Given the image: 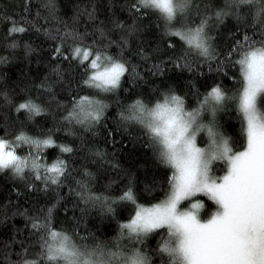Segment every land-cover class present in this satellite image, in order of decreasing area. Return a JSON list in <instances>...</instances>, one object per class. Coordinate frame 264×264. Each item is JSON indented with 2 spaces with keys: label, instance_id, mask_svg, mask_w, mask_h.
Wrapping results in <instances>:
<instances>
[{
  "label": "snow or ice",
  "instance_id": "snow-or-ice-1",
  "mask_svg": "<svg viewBox=\"0 0 264 264\" xmlns=\"http://www.w3.org/2000/svg\"><path fill=\"white\" fill-rule=\"evenodd\" d=\"M64 7L71 9L67 16L57 0H20L11 13L7 6L0 12V65L31 63L42 47L34 46L35 36L51 42L49 56L37 59L47 67L38 84L28 74L11 82L0 74V173L26 189L53 193L43 205H0V225L10 211L25 221L0 238V264H264V0H67ZM229 19L234 31L222 39ZM153 25L158 33L148 36ZM128 52L151 61L158 80L149 91L142 90L148 77ZM204 65L215 75L206 77ZM170 68L195 78L181 87L179 73L167 75ZM230 69L233 86H225L221 78ZM134 87L141 90L129 91ZM113 105L115 123L108 128ZM40 116H50L52 127L36 133L25 127ZM102 126L111 153L85 143L83 133ZM59 130L79 134V148L58 139ZM122 131L151 150L162 179L148 173L147 163L136 165L144 169L141 179L109 159L128 143L116 139ZM52 147L60 151L49 159ZM80 150L95 164L72 177L75 165L65 157ZM105 166L121 168L119 194H109L118 183L112 179L105 191H93ZM63 186L76 203L60 195ZM118 205L129 216L117 221L110 240L80 231L89 210L116 219ZM150 237H157L154 247Z\"/></svg>",
  "mask_w": 264,
  "mask_h": 264
},
{
  "label": "trees",
  "instance_id": "trees-1",
  "mask_svg": "<svg viewBox=\"0 0 264 264\" xmlns=\"http://www.w3.org/2000/svg\"><path fill=\"white\" fill-rule=\"evenodd\" d=\"M20 0H0V12L4 10V7L7 6V10L9 13L13 11L15 8V5L18 4ZM57 2L61 5L62 11L60 12L61 16H67L71 9L65 8L64 6L67 3V0H57ZM73 2H78V0H73ZM107 2V0H105ZM117 3H123V0H116ZM119 11V9H117ZM145 23H148V21H145ZM235 23V21L229 19L221 29V38L223 39L228 31H234V28L232 25ZM47 26V25H45ZM82 30V29H81ZM158 33V29L155 27V25L151 26L148 32V36H156ZM33 34H26L23 38L28 39L29 36ZM36 43L34 44L35 47H41V52L39 55L33 54L31 57V63L24 59H15L11 61L8 65H0V74L7 73V78L9 82L12 80H17L21 74H28L32 77H36L34 83H39V78L42 76L44 71H47L46 65L41 62L37 63V59L43 61L45 58L49 56V44L50 41L45 42V39L43 36H35ZM149 44H155V39H148ZM136 45L133 44V48H135ZM128 55L132 56V60L134 63H136L140 71L143 72V74L148 77V84H142V90L144 92H147L150 90V85L153 82H156L158 80V77L152 76L149 71V65L151 61L148 63L142 62V60L133 55L132 52H128ZM170 63V62H169ZM213 69L215 70V64L212 65ZM201 71L205 74L206 77H211L215 75V71L210 73L208 71L207 65H204L201 69ZM179 75V78L182 81L181 87H183V82H187L189 80H192L195 78L194 73H189L187 69H169L167 72V75L170 77H177V74ZM236 75L235 70L230 69L229 75L222 77V83L225 86H233V82L231 80V76ZM4 86L3 81H0V87ZM125 88H128V84L124 85ZM141 87H134L130 88L129 91H140ZM17 94L22 95L20 93L19 89H17ZM75 94V93H73ZM124 93H122L123 95ZM33 95H35V89H33ZM61 99H67V96H61ZM189 103L194 104L195 101L192 98L191 94H189L188 97ZM115 106L108 109L107 115L108 120L104 122V124L111 128L113 127V124L115 123ZM62 110L58 111L57 115H61ZM222 118H225L222 115ZM15 119V117H14ZM24 120L23 116H20L19 119L16 122V126L20 125V122ZM227 123L229 125H232L233 127H237L236 122L234 120H228ZM25 127L36 133L38 132V128H49L52 127V118L40 116L37 118L35 124L26 123ZM105 127H100L95 130V134L92 132H85L83 135L86 137L85 143L86 144H97L103 148H106L110 153L113 151L111 141H106V137L104 135L105 133ZM73 131L80 132L78 128H73ZM229 132H232V127L228 128ZM138 134L136 131L133 132V135L135 136ZM58 139H60L62 142H66L69 144H72L74 147L79 148L81 145V140L79 134L76 136L71 135L69 132H65L63 130H59L55 133ZM116 139L119 141L121 139L128 140L127 144H118L116 146V151L114 156H109V159H114L115 163L121 165V168L123 169H129L137 172V175L140 176L141 179L144 178V169H138L136 165L147 163L149 165L147 171L151 175V173L155 172L156 176L160 179L163 178L162 176V168L163 166L158 165L152 158H151V150L145 149L143 144L136 142L133 143L131 139H129L127 132H121L120 135L116 136ZM59 148H49L46 150V154L48 155L49 159H52L57 153H59ZM85 151L86 150H80L77 151L75 157H65L69 159L70 164L75 165V169L72 172V177L79 176L80 170L82 167L87 168H93L95 161L94 158L91 157H85ZM106 171L98 175L95 180L92 181L93 185V191L96 192H103L105 191V185L106 182L109 179L115 180L118 183L113 184L111 186V189L109 190V194H119L118 188L120 183L123 182V177L121 173V168H111L110 166H105ZM69 183H72V178H69ZM13 187L20 189L21 195L18 196L16 192L12 191ZM72 187L75 189V184L72 183ZM140 188L143 187L141 184L139 186ZM161 193H157V195H160ZM60 195L65 196L68 200H70L72 203H76V198L74 193H69L68 187L63 186L60 190ZM53 196L52 192H43V191H36L33 189H26L24 182L19 180L18 178H12L8 175H5L4 173H0V205H2L6 200L11 202V208H15L17 204L23 206L24 208H28L31 205L34 204H40L43 205L46 202L49 201V198ZM202 198V197H201ZM142 202H148L147 197L142 196L141 197ZM82 204H79L75 210L76 215L80 216L79 208L82 207ZM72 213H69V216H71ZM60 216L61 219H63V209L60 210ZM129 216V212L127 208H123L121 206H117V217L116 219H110V218H102L101 213L98 209H92L89 210L85 215L83 222L78 224V227L80 228L81 232L87 231L89 233H94L95 237L102 240L107 241L110 240L112 237H114L117 234L118 231V220H124L127 219ZM24 217L19 215H12L11 211L9 212V222L7 225H0V238L7 236L8 232L12 228L13 224L15 225H23L24 224ZM157 237H150L148 243L150 246L154 247L156 244Z\"/></svg>",
  "mask_w": 264,
  "mask_h": 264
}]
</instances>
